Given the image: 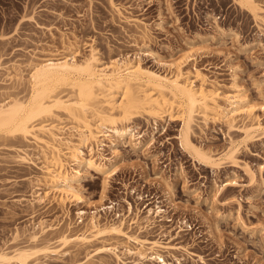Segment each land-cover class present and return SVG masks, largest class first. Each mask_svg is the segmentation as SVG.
Instances as JSON below:
<instances>
[{
    "label": "rangeland",
    "instance_id": "374dc122",
    "mask_svg": "<svg viewBox=\"0 0 264 264\" xmlns=\"http://www.w3.org/2000/svg\"><path fill=\"white\" fill-rule=\"evenodd\" d=\"M255 2L262 9L257 21L235 0H0V105L28 99L32 64L51 55L74 52L82 61L93 52L100 65L128 59L162 75L188 57L184 79L214 101L206 116L191 119V143L217 157L235 150L233 160L221 159L213 170L181 148L176 110L156 122L137 113L128 121L131 136L100 139L96 154L116 170L106 189L104 177L89 172L78 185L85 204L60 206L53 194L39 205L30 200L40 172L16 159L29 153L40 166L37 147L0 134V251L30 249L29 264H133L127 250L139 246L125 237L60 244L62 233L88 229L95 213L99 226L122 222L145 248L159 244L166 264H264V134L242 142L247 127H264V0ZM234 95L252 107L249 115L231 113ZM59 119L67 128L62 138L76 143L69 130L76 125ZM156 208L158 216L147 215ZM45 246L50 253H42ZM101 247H115L119 260L96 254Z\"/></svg>",
    "mask_w": 264,
    "mask_h": 264
},
{
    "label": "bare ground",
    "instance_id": "6f19581e",
    "mask_svg": "<svg viewBox=\"0 0 264 264\" xmlns=\"http://www.w3.org/2000/svg\"><path fill=\"white\" fill-rule=\"evenodd\" d=\"M235 1L258 20L262 9L255 0ZM75 57L73 52L67 55H51L38 63L35 62L28 78L30 97L25 101L14 98L0 105V134L32 141L40 155V166L28 159L29 153L16 155L20 162L34 166L40 172L41 178H37V185L33 187L36 191L33 192L31 204L44 205L50 201L53 194L52 199L57 195L56 202L60 206L67 203L85 204L78 185L85 173L89 172L103 176L102 188L106 189L108 180L115 175L116 170L111 159L106 160L101 154H96L101 146L100 139L114 136L116 140H121L131 136L133 130L128 121L137 113H142L156 122L166 113L173 116L171 113L176 110L183 124L179 142L184 151L193 154L198 162L213 170L220 166L221 159H234L233 148L217 157L210 152H203L193 145L188 137L191 132L190 123L193 121L191 119H194L196 112L206 116L211 110V103L214 102L213 93L204 91L201 86L194 89L191 81L184 79L181 66L186 60H190L188 57L175 62L174 67L172 65L175 72L172 71L170 75L150 71L142 67L140 62L128 59H116L106 65H100L93 52L82 61ZM20 81L21 77L17 79V82ZM62 87H68L70 94H62ZM57 88L60 91H56ZM230 105L234 115H249L252 111V107L247 106L240 95L232 96ZM61 115L76 125L69 129L70 132H75L76 143L62 138L67 128L61 126ZM257 126L247 127L243 131L242 142L252 139L255 133L264 134V127L262 129ZM83 148L89 149L88 155H84ZM42 183L46 188L44 190L40 185ZM156 209L152 213L148 210L147 215L158 216L161 211ZM77 214L83 215L84 212L79 211ZM92 214L88 229L69 236L62 233L60 244L85 246L105 235H116L138 244L137 249L127 250L128 254L135 257L133 264L149 261L152 264H166L158 253L159 244L152 243L145 248L144 241L131 239L123 232L122 222L99 226L95 222V213ZM39 229L41 233L50 230L41 227ZM36 235L28 238L36 241ZM46 247L41 250L44 254L50 253L49 247ZM114 248L101 247L96 250V254L108 252L118 261ZM31 254V250L26 248H16L10 253L3 249L0 251V264H29L28 258Z\"/></svg>",
    "mask_w": 264,
    "mask_h": 264
}]
</instances>
